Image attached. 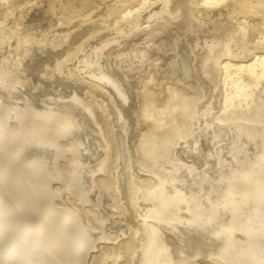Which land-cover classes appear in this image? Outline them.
Segmentation results:
<instances>
[{
	"label": "bare ground",
	"instance_id": "bare-ground-1",
	"mask_svg": "<svg viewBox=\"0 0 264 264\" xmlns=\"http://www.w3.org/2000/svg\"><path fill=\"white\" fill-rule=\"evenodd\" d=\"M264 264V0H0V262Z\"/></svg>",
	"mask_w": 264,
	"mask_h": 264
},
{
	"label": "clouds",
	"instance_id": "clouds-1",
	"mask_svg": "<svg viewBox=\"0 0 264 264\" xmlns=\"http://www.w3.org/2000/svg\"><path fill=\"white\" fill-rule=\"evenodd\" d=\"M5 253L7 258L0 264H27L29 250L13 252L11 249L6 248Z\"/></svg>",
	"mask_w": 264,
	"mask_h": 264
}]
</instances>
